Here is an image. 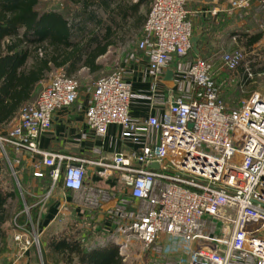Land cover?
Instances as JSON below:
<instances>
[{"label":"built area","instance_id":"built-area-1","mask_svg":"<svg viewBox=\"0 0 264 264\" xmlns=\"http://www.w3.org/2000/svg\"><path fill=\"white\" fill-rule=\"evenodd\" d=\"M247 5L248 0H227L200 13L230 17ZM193 34L186 0H152L136 42V50L146 57L141 80L148 88L134 91L121 66L87 88V128L103 141L113 124L116 139L132 149L114 148L107 155L95 147L91 155L74 156L40 147L54 113L79 97L77 80L56 69L36 99L23 104L0 134V155L16 181L8 150L18 156L13 159L17 165L19 156L32 159L35 177L43 176L41 166L48 169L51 186L43 201L61 181L67 190L85 189L81 204L92 211L111 194L86 185L87 178L119 182L124 195L107 209L112 227L106 231H112L120 258L136 241L144 251L163 252L164 243L169 244L174 260L163 264H264V92L252 91L237 108L225 106L212 64L190 58ZM260 40L264 44V30ZM137 55L128 52L123 63ZM240 57L238 50L223 54V67L234 72ZM168 68L171 80L164 79ZM248 77L253 74L247 72ZM137 98H148V115H131ZM29 211L24 202L27 220L15 222L19 259L32 245L27 236L23 239L27 224L41 232ZM37 250L40 254L38 243Z\"/></svg>","mask_w":264,"mask_h":264},{"label":"trees","instance_id":"trees-1","mask_svg":"<svg viewBox=\"0 0 264 264\" xmlns=\"http://www.w3.org/2000/svg\"><path fill=\"white\" fill-rule=\"evenodd\" d=\"M150 1L0 0V130L23 104L36 99L38 83L55 69L71 77L82 68L96 73L102 68L97 59L109 47L125 44L133 35L140 36ZM200 29L201 37H205L198 40L199 55L191 50L190 58L200 57L207 48L209 35L204 27ZM233 34H237V40L232 48L241 52L240 46L249 51L262 32H229L231 37ZM243 59H239L236 70L243 72L247 60ZM251 71L264 72V68ZM4 189L0 178V240L5 233L2 226L12 215L11 200L17 193ZM75 236L73 231L51 234L45 240L46 254L57 263L122 264L112 243L85 246Z\"/></svg>","mask_w":264,"mask_h":264},{"label":"rangeland","instance_id":"rangeland-1","mask_svg":"<svg viewBox=\"0 0 264 264\" xmlns=\"http://www.w3.org/2000/svg\"><path fill=\"white\" fill-rule=\"evenodd\" d=\"M226 2L227 0H186L187 7L193 13L194 30L204 27L206 29L207 35H209V38H207V48L205 51H203L204 54L200 55V57L213 63V78L218 89L219 98L225 106L229 108H237L240 101L245 99L252 91L256 90L264 92V72L251 71L253 69L257 70V68H264V44H262L261 40L259 39L255 44L250 46V52L244 50V48L240 46L239 49L242 50L241 52L239 51L241 55L240 58H244L243 60L247 59L245 63H243L245 66V68L243 67V72L239 69L235 70L234 72L226 70L221 64L223 63L221 56L223 54L232 53L235 51L233 50L232 45L237 40V34H233L236 38L235 39L233 36L231 37L229 35L230 31H248L249 34H256L264 30V0H248V5L246 8L240 9L230 17H227L224 14L215 16L209 12H206L207 15L198 12L202 8H205V10H211L214 6L226 4ZM133 36L134 37L128 40L125 44L113 46L110 49L111 52L106 54L110 48L109 47L108 50L97 59L98 63H103V68L98 72L89 73L87 69L82 68L79 72H77L76 75H74L75 77L73 76L78 82L79 91L89 88L98 77L110 74L120 67L118 66L115 68L116 63L123 62V59L128 52L136 50V42L139 40L140 36ZM112 64H114L113 68L106 72L104 69ZM124 64L125 65L123 66L128 65L126 62H124ZM123 66H121L122 69H125ZM247 72H251L253 74V78H245L244 75H247ZM126 73H128V71H126ZM243 76L244 78H242ZM6 131L7 126L0 130V134H4ZM7 152L8 157L11 160L12 169L16 172L18 181L21 179V172L20 168H18L19 164L17 165L13 161V159L17 158L18 156H15L13 153H11L10 150ZM0 169L2 172L3 186L6 188L4 190H9L11 188L17 192V181L12 174L11 167L8 165L7 160L3 155H0ZM58 185L60 184L57 183L56 187H58ZM114 187L120 189V191L122 189V185L119 182L115 184ZM110 188H113L112 185ZM20 201L21 198L18 196H15V198L11 200V218L2 226L3 230H5V233L3 236H1L3 239L0 240V264H57V262H54L50 256L46 254V249L43 247V244L45 240L51 236V234L58 235L62 232L69 234L74 229L76 232L75 237L79 239L80 242L85 246H96L98 244L110 242L116 247L109 235L112 232L111 230L109 232L105 230L102 231V233L97 234V232L93 231L95 229L90 231L89 225L85 224L84 228L80 225H76V227L73 226L72 229L68 231H60V228L62 227L54 226L53 224L48 228V231L39 233L36 231L33 232L31 229H29L28 232L23 236V239H25L27 236V238L31 241V251L35 249L37 250V243L41 251L39 254L40 259L37 255H33L32 252L31 255H33V257L31 259L27 257V261L24 262L23 260L25 257L19 259V255L22 251L21 244L14 239V236L17 233V230L15 229V222H18L19 218H21L23 214V206L20 204ZM108 201L109 199L105 200V202ZM106 216L108 217V214ZM74 231L73 233H75ZM83 234L84 237H82ZM91 234L94 235L92 236ZM166 241L167 240H164V242ZM164 244L165 246L163 247V252H157L155 251V248L154 250L149 249L144 251L141 250L139 242L135 241L131 243L129 249L122 254L123 259L119 257L117 252L116 255L122 264L171 263V261L174 260V257H172L171 254L174 255V252L171 250V246L169 247V244Z\"/></svg>","mask_w":264,"mask_h":264},{"label":"crops","instance_id":"crops-1","mask_svg":"<svg viewBox=\"0 0 264 264\" xmlns=\"http://www.w3.org/2000/svg\"><path fill=\"white\" fill-rule=\"evenodd\" d=\"M150 3L151 2H149L148 5V11L150 8ZM204 9L205 8H202L200 10ZM200 10L198 11L199 13ZM197 30H194V34H197L201 29L198 28ZM204 37H201L200 39L204 40ZM111 48L112 47L109 48L106 54L111 52ZM136 51L138 54L136 60L132 61L126 66H123L125 65L123 62H117L115 68H117L118 66L125 67L126 71H128L127 75L132 81V89L134 91L141 89L146 90L148 88V84L145 81L141 80L142 69L146 63V57L142 55L138 50H135V52ZM195 55H199V52ZM211 64L213 65V63ZM101 65L103 68V63H101ZM113 66L114 64L109 65L104 70L108 72L113 68ZM45 81L46 79L38 83L36 91L37 94L40 92ZM87 98V89L80 90V95L76 102H74V104L67 107H62L54 113L51 128L39 139L40 147L46 150L60 151L74 156L91 155L92 150L95 147H102V150L107 155H109L114 148L118 150L132 149L133 147L131 145L126 146L120 140L116 139L118 129L113 124L109 125L107 135L104 137L103 141L99 137H96L87 128L84 119ZM148 112V98H137L130 106V113L133 116H146L148 115ZM152 113H154V111H152ZM19 159L20 163L18 168H20L22 180L20 179L16 182L18 186L16 196L21 198L20 204L22 206L24 202L29 204V213L31 220L39 229V231H41L42 233L44 231H48V228L53 224L54 226L62 227L60 228V231L66 229L70 230L73 226L76 227V225H80L84 228L85 224H88L90 231L92 229H95L93 231L99 234L102 233V231H105L107 228L112 227L109 218L106 216L107 209L116 205L117 200L124 195H122V190L120 191V189L114 187V181H105L96 176H89L87 178V180L85 181L86 185L94 186L95 189L101 188L102 190H105V192L111 194V199H109L108 202H105L102 206H100V208L94 209L92 211L86 209L81 204V200H83L82 196L84 195L83 193L86 192L85 189L78 192L70 191L63 187L61 181L57 182L58 184H60L58 185V187H56V183V188L54 187L46 200L43 201L51 186V179L48 175V169L41 166L43 176L35 177L32 173L34 166L33 160L25 155L19 156ZM0 178L2 179V174H0ZM111 185L113 188H110ZM61 206L65 207V210H59ZM32 214L35 215L33 216ZM26 220L27 218L23 213L22 219L18 220V222L22 224L25 223ZM27 228L30 229L29 224H27ZM82 237H84V234L82 235ZM44 245L45 242L43 244V247H45ZM31 249L28 255L23 260L24 262L27 261V257L31 259L33 255H37L39 257L38 250L35 249L31 251ZM32 252L33 255H31Z\"/></svg>","mask_w":264,"mask_h":264},{"label":"water","instance_id":"water-1","mask_svg":"<svg viewBox=\"0 0 264 264\" xmlns=\"http://www.w3.org/2000/svg\"><path fill=\"white\" fill-rule=\"evenodd\" d=\"M201 34H202V31L199 30V32L197 34L192 35L191 40H190L191 49L193 50V52L195 54H198V52H199L197 44H198V40H199ZM172 74H173L172 68H168L165 72L164 79L165 80H171ZM148 166L151 168H158V165L156 163H150V164H148Z\"/></svg>","mask_w":264,"mask_h":264}]
</instances>
